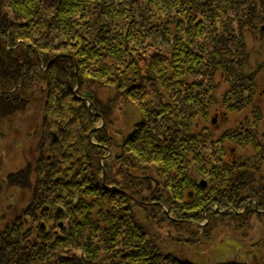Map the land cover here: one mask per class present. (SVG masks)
<instances>
[{"label": "trees", "instance_id": "1", "mask_svg": "<svg viewBox=\"0 0 264 264\" xmlns=\"http://www.w3.org/2000/svg\"><path fill=\"white\" fill-rule=\"evenodd\" d=\"M250 6L257 10L254 0H0V27L5 26L3 28L8 37L6 28L10 26L13 41L15 39L11 43L14 49L8 53L0 51V85L15 87L19 77L26 74L29 63L38 62L32 64L34 76H30L31 69L28 76L34 82L46 80L45 88L34 86L39 89L41 100L46 101L48 97L54 99L63 94L61 99H55L60 112L46 124V128L51 124L55 129L59 120L67 118L69 109L66 103L72 106L78 99L71 85L77 86L79 78L86 85H96L97 82L105 84L97 86L115 87L118 91L128 89L132 99L142 106V126L145 129L143 136H136L135 140L147 147L143 152V163L150 162L157 167L156 175L162 177L168 191L164 196L172 197L174 206L191 204L199 207L197 212H182L179 215L192 230L189 232L186 228L192 238L177 237L176 240L187 245L202 236L200 229L196 233L194 225L203 217L213 221L207 231L213 230L212 223L232 226L235 217L233 213L221 216L217 212H209V216L205 215L202 187H194L195 183L188 179L183 159L187 150L197 157L200 155L201 148H195L191 141L199 137L196 143L200 145L199 142L210 140L197 134L196 131L201 130L196 129L194 120L203 115L208 121L211 106L205 105V102L217 99L215 94L212 97L205 94L209 81H212L210 77H216L219 72L222 76H232L236 73L232 70H235L237 61L241 62L247 55L245 41L240 39L237 42L234 36L238 35V29L249 27L252 30L259 25L255 22L260 20L259 17L253 16V21L249 20ZM2 10H5L4 19ZM231 32H234L232 42ZM58 54L61 56L51 63L49 70H40V66L44 67L42 62L48 64ZM239 83L230 86H239ZM50 87H54L56 92L53 89L50 91ZM16 96L19 97L14 93L6 99L11 108L17 107L15 103L19 100ZM86 110L89 111L87 107ZM95 111L102 110L95 106ZM176 114L189 121L180 123L185 130L196 133L184 131L180 140L175 138L172 140L174 144H171L169 137L173 133L175 136L180 126L175 121ZM92 126L93 122L89 129ZM162 126L170 135L166 130L164 140L157 131ZM66 128H70V122ZM235 132L241 137L247 135L239 130ZM69 134L74 137L69 129H64L61 137ZM257 134L251 132L249 139ZM102 141L107 144L104 139ZM179 142L189 143L190 146L180 145ZM120 143L112 139L111 148ZM54 145H49L50 160L44 159L45 164L36 169V183L33 181L35 184L32 183L31 191L37 193L31 196V209L23 207L22 216L14 221L16 228L10 229L13 224L8 223L4 232L0 233V264L38 258L37 255L44 249H52L50 252L54 257L64 251L67 254L64 256H70L69 264H198L164 252L154 228L140 222L128 205L127 208L123 204L118 205L120 198H124L119 193L123 188V183L119 182L121 174L117 178L119 183L114 181L113 174L109 176L112 179L109 183L118 186V193L115 194L111 185L95 183L99 181L102 170L85 163L92 157L85 153L87 149L82 144L78 142L75 145L78 151L64 149L62 144L57 146L61 148L58 150ZM65 146L69 145L65 143ZM260 154L264 155V152ZM177 158L182 161H176ZM56 178H60L59 182L55 181ZM100 181L103 180L100 178ZM189 183L194 190L192 195L189 190L186 191ZM219 197L220 194H210L207 198L213 200ZM44 207H48L44 213H53L52 221L60 232H52L50 236L47 225L46 230L38 232L45 234L39 240L41 245L37 240L36 244H27L26 239L32 233L26 235L29 228L25 224L26 219L30 220L29 224L35 230L36 224L41 226L38 215L41 209L45 210ZM60 210L61 216L58 214ZM57 215L65 220L64 225L60 226ZM161 216L166 217L160 212L152 217L157 218L160 224ZM209 237L213 239V232Z\"/></svg>", "mask_w": 264, "mask_h": 264}, {"label": "rangeland", "instance_id": "2", "mask_svg": "<svg viewBox=\"0 0 264 264\" xmlns=\"http://www.w3.org/2000/svg\"><path fill=\"white\" fill-rule=\"evenodd\" d=\"M254 1L257 4V10H255L254 6H250L249 20L253 21V16H257L260 20L255 22L259 25L252 30L248 29L249 27L244 28L245 30L238 29V35L234 36L232 35L234 32H231L230 36L231 42L234 37L237 42L240 39L243 42L245 41L247 55L241 62H239L240 60L237 61L235 70H232V72L235 71L236 73L230 72L232 76H222L219 72L216 77H210L212 81H209V85H207L208 91L205 94L208 97H212L215 94L214 97L217 99L213 101L212 98L205 102V105L211 106V109L208 110L209 112L211 111L208 121L205 120L203 115L194 120L196 129L204 130L203 136H205V140L207 138L210 140L204 143L201 141L199 142L200 145L196 143L197 140H200L199 137L196 141H191L190 144L194 142L193 146L195 148H201L199 157L192 155L190 150L186 151L188 155L183 151L185 156L183 160H185V169L188 170V179L192 184L195 183L194 187L203 185V188H207L206 190L201 188L205 204L207 201L209 202L207 197L210 194L217 195L222 190L228 193L226 196H221L222 199L219 198L220 201L215 199V203L221 202L220 205L222 206L223 204L234 206L236 212L231 210L235 214L231 223L232 226L221 222L217 223V225L212 223L214 225L213 230L205 231V229H211L208 225L213 221L208 217L206 219L203 217L201 222L194 225V230H197L196 233L200 229L202 236L195 241L191 239L193 243L187 245L183 241H177V237L180 239L192 238L190 233L187 232H192V230L184 223L186 220L179 215L182 212H197L199 207L195 208L196 206L191 204L174 206L171 203L172 197L164 196V194H168V191L164 184L165 181L163 183L162 177L156 175L157 167L150 162L147 164L143 163V152L147 147L137 143L135 140L136 136H143V130L145 129L142 126L143 118L140 102L132 99L131 95L128 94V89L118 91L115 87L105 88L104 86H97L105 85L97 82L96 85L93 83L86 85L79 78L77 86L74 87L70 84L78 99L72 106L70 103H66L69 109L66 114L67 118L57 122V129L52 128L51 124L46 128V124L52 119V116L60 112L61 108L55 102V99H61L63 94L55 96L54 99L48 97L46 101L41 100L42 98L38 91L40 88L46 87V80H36L35 82L29 80L30 76L35 74L32 64L38 63L31 62L26 74L19 77L20 81L15 87L0 85V127L3 126L2 129L0 128V233L4 232L5 224L8 223L13 224L10 229L16 228L15 222L22 216L23 207L28 206V209H31V196L37 193V191H31V185L34 183L33 181L36 183V169H40L45 164L44 159L50 160L51 158L49 145L55 144L54 148L56 149L57 146L62 144L64 149L71 148V150H75L77 149L75 145L79 142L83 148L87 149L85 153L92 157H89V161L85 163L91 168L102 170L100 178L103 181L101 182L99 178V181L95 183L111 185V188H114L115 194H117L118 186L115 183H109V181H112L109 176L113 174L114 181L118 182V174H121L122 177L119 182L123 183V188H120L119 193L124 198H120L118 205H128L140 222L147 223L154 228L155 233L159 235L160 247L164 252L173 253L182 259H191L196 263L217 264L221 260H235L245 264H257V262L264 264V246H259V249H249V245L252 242L251 238L256 237L258 239L262 235L264 236V209L254 212L250 218L248 213L243 212L244 209L259 204H262L264 208V187L261 185L258 190L254 187L253 195H248L247 193L244 195L242 191L244 188L247 189L246 182H249L248 179L254 177L255 174L264 176V155L260 154L264 152V129L251 139H249L248 135L241 137L240 133L235 132L239 130V132L245 133L241 127L246 126L249 122L254 124V120L259 124L264 121V94L262 95V90L264 89V85L262 86L264 82V0ZM2 13V19H4V16H6L5 10H2ZM9 22L11 23V21ZM3 27H0V51L4 50L5 53H8L9 50L14 49L11 43L15 39L13 41L12 28L10 26L6 28L9 32V36L6 37L7 34ZM228 35L230 34L228 33ZM60 56L58 54L57 58L52 59L48 64L42 62L45 68L40 66V70H49L51 63H55ZM29 69H31L29 71L30 76H28ZM255 73H257L256 76L254 75ZM236 74L238 75L236 76ZM252 77L257 86H253ZM236 80L240 82L239 86H230L231 84H236ZM35 85L39 89H35ZM52 89L55 93L56 89L50 87V91ZM14 93L19 95V97L16 96L19 101L15 103L16 108H11L10 104L6 103V99L8 100V97L10 98ZM26 102L28 104L25 109ZM95 106L102 111H95ZM86 107L89 111L86 110ZM8 113L15 114L10 116ZM3 115L5 117L1 118ZM175 118V121L180 125L175 136L174 133L170 136L167 128L163 126L157 130L160 133L161 140L165 139L167 130L166 133L170 136L171 144H174L172 140L175 138L180 140V134L184 131L188 133L195 132L184 129L183 123L186 118L183 115L176 114ZM259 118L262 119L260 120ZM6 120H8L7 123L5 122ZM181 121L183 122L182 124H180ZM2 122L5 124H2ZM69 122L70 128H66ZM92 122L94 126L89 129ZM187 122L189 121L185 123ZM11 123H14V125L12 126ZM32 127L37 129L33 130ZM251 128L255 129L253 126ZM64 129H69L74 134V137L69 134L67 137L62 138L61 134L64 133ZM158 132L156 133L157 137H159ZM222 132L225 133L226 137L224 141L222 140ZM208 134L212 137L210 138ZM256 136L258 138L255 141ZM112 139L121 142V145H114L112 149L110 145ZM65 143L69 146H65ZM178 144H183L186 147L190 146L189 143L179 142ZM180 145L178 146L180 147ZM57 149L60 150L61 148ZM42 151L44 152L43 154ZM246 157L256 159L249 164L252 167L248 169L251 175L241 170L243 167H238V165H235L234 169H230L231 172L227 171L223 166L226 162L233 161L235 158H238L239 162ZM176 161L181 162L182 159L177 158ZM151 171L153 172L152 174L145 173ZM221 172L230 173L223 174ZM59 180L60 178L55 179L56 182H59ZM203 182L205 183L203 184ZM227 182L231 185H226ZM191 186L189 183L186 191L189 190L188 193L193 194L194 190L190 188ZM210 189L213 191L212 193ZM217 190L218 193H216ZM225 197L228 198L227 201L224 199ZM203 206L200 207V210L203 209ZM237 206L241 208H237ZM44 212L38 215V221H43L45 225H48L47 230L49 232L47 233L50 235L52 232H60L57 224L52 221V212ZM60 212L61 210L58 214L61 216ZM159 212L160 215L166 216H161L160 224L156 221L157 218L152 217L153 214ZM211 212H217L221 216L229 214L227 211L216 209ZM207 214L209 216L210 213L205 212V215ZM59 215H57V219L60 217ZM58 221L65 222L64 219L60 218ZM29 222L30 220L26 219L25 224L29 226L26 235L31 233L33 235L31 234L25 243L33 245L39 242L38 244L41 245L39 240L45 234L36 231L38 224L35 225V230H32ZM212 232L213 239H210L209 235ZM231 238L234 241L228 240ZM51 250L47 251L44 249L37 255L38 258L27 260L25 264L70 263V256H64L67 255L64 254V251L56 253V257H54L50 252ZM256 255H260V260L257 261Z\"/></svg>", "mask_w": 264, "mask_h": 264}, {"label": "flooded vegetation", "instance_id": "3", "mask_svg": "<svg viewBox=\"0 0 264 264\" xmlns=\"http://www.w3.org/2000/svg\"><path fill=\"white\" fill-rule=\"evenodd\" d=\"M255 76L257 75V73H255L254 74ZM252 81H253V86H257V84H256V82L254 81V79H253V77H252ZM264 85V82H263V84H262V86ZM263 92H262V95L264 94V89L262 90ZM215 110V109H214ZM260 120L262 119V118H259ZM224 120V119H223ZM250 121V120H249ZM248 121V122H249ZM254 122V124H252L251 122H249L246 126H242L241 127V129L242 130H244L245 131V134H250L251 132L253 133V132H257L258 134H259V132L260 131H263V126H264V121H262L261 122V124H259L257 121H253ZM239 126V125H238ZM254 127L255 129H252L251 127ZM244 133V132H243ZM197 134H199V135H203L204 134V130H201V131H199V132H197ZM259 136V135H258ZM222 140L224 141V140H226V137H225V133L224 132H222ZM253 160H256V159H254L253 157H246L245 159H243V160H240L239 162H238V158H235L233 161H228V162H226L223 166H224V168L227 170V171H230V169H234V166L236 165H238V167L240 166V167H243L241 170H243V171H245V172H248V169H250V168H252L249 164H250V162H252ZM235 166V167H236ZM254 168V167H253ZM231 172V171H230ZM230 172H226L225 174H228V173H230ZM248 174H249V172H248ZM249 175H251V174H249ZM262 178H264V176L263 175H258V174H255V176L254 177H251L250 179H248V181L249 182H246V188L247 189H243L242 191H243V193H244V195H246V193L248 194V195H253L252 193L254 192L253 191V189H254V187H256L257 188V190H258V188L259 187H261V185H262V187H264V180H262ZM259 179H261V180H259ZM229 181V180H228ZM228 184H230V183H228L227 182V184L226 185H228ZM231 185V184H230ZM248 185H252V186H248ZM203 189H207L206 187L205 188H203ZM211 190V189H210ZM213 191L211 190V193H212ZM240 193H242L241 191H239ZM264 192V191H263ZM216 193H218V190L216 191ZM219 194L221 195V196H226L228 193L227 192H225V190H222V191H220L219 192ZM237 195H239V194H237ZM219 198H221L222 199V197H219ZM226 201L228 200V198L227 197H225L224 198ZM209 200V199H208ZM219 200V199H218ZM220 201V200H219ZM239 201V200H238ZM221 203V202H220ZM220 203H215V199H213V200H209V202L207 201L206 202V204H205V210H206V212H211V211H215V209L216 210H222V211H227V212H229V213H232V211H234V212H236L235 210H234V206H231L230 204H227V205H225V204H223V206L222 205H220ZM237 208H241L240 206H237ZM260 209H264L263 208V205L262 204H259V205H257V206H254V207H250V208H248V209H244V211L243 212H245V213H248V217L250 218L251 217V214H253L254 212H259V210ZM232 210V211H231ZM243 210V209H242ZM236 216H237V214H236ZM205 231H207L206 229H205ZM228 240H232V241H234L233 240V238H231V239H228ZM252 242L250 243V245H249V249L250 248H252V249H259V246H264V236L262 235L261 237H259L258 239H256V237H254V238H251L250 239ZM256 257V259H257V261L258 260H260V255H256L255 256ZM252 258H253V256H252ZM263 258H264V253H263ZM217 264H245V263H240V262H237V261H235V260H232V261H222L221 260V262H219V263H217ZM257 264H260V262H257Z\"/></svg>", "mask_w": 264, "mask_h": 264}, {"label": "bare ground", "instance_id": "4", "mask_svg": "<svg viewBox=\"0 0 264 264\" xmlns=\"http://www.w3.org/2000/svg\"><path fill=\"white\" fill-rule=\"evenodd\" d=\"M26 259H20L18 262L13 263V264H25Z\"/></svg>", "mask_w": 264, "mask_h": 264}]
</instances>
